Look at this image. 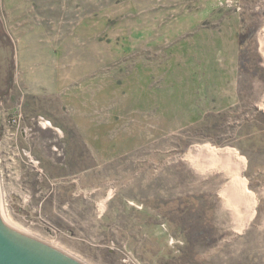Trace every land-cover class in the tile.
Instances as JSON below:
<instances>
[{"label": "rangeland", "instance_id": "rangeland-1", "mask_svg": "<svg viewBox=\"0 0 264 264\" xmlns=\"http://www.w3.org/2000/svg\"><path fill=\"white\" fill-rule=\"evenodd\" d=\"M263 19L264 0H0L9 223L86 264H264V80L243 72L238 106L198 123ZM199 145L245 159L248 223Z\"/></svg>", "mask_w": 264, "mask_h": 264}, {"label": "water", "instance_id": "water-1", "mask_svg": "<svg viewBox=\"0 0 264 264\" xmlns=\"http://www.w3.org/2000/svg\"><path fill=\"white\" fill-rule=\"evenodd\" d=\"M9 56L12 57L11 48ZM0 264H86L63 249L23 232L2 215L0 191Z\"/></svg>", "mask_w": 264, "mask_h": 264}, {"label": "crops", "instance_id": "crops-1", "mask_svg": "<svg viewBox=\"0 0 264 264\" xmlns=\"http://www.w3.org/2000/svg\"><path fill=\"white\" fill-rule=\"evenodd\" d=\"M261 27L262 28L260 29V32L258 36L256 37H257V42H258V51L262 57V65L264 66V19H263V23ZM240 41H241V38L238 37L237 46L233 54L224 55L222 56V59H221L222 60L221 62H223L222 66H223V70L225 73L224 76L222 77V81L218 82L222 86V88L220 89H224V91L222 92L223 95L221 97L222 100L220 103L222 104V106H218V104L216 103L215 109L219 110V111H215L217 113L213 111L215 110L213 109L214 107L212 109H208V110L206 109L201 119H199L198 123L206 119L208 115L219 114L221 110H225V109L230 110L238 106L239 99H240L239 98L240 94H239L238 89H240V78L243 73L241 66H240ZM227 70L230 72L229 74L226 73ZM260 80H263V79H260ZM262 104L264 105V99H263ZM241 211L240 213H243ZM240 216H241L240 218L242 222L246 224L250 221V219L254 218L255 215H253V217L249 219L248 211L246 208V219H244L242 215Z\"/></svg>", "mask_w": 264, "mask_h": 264}, {"label": "bare ground", "instance_id": "bare-ground-1", "mask_svg": "<svg viewBox=\"0 0 264 264\" xmlns=\"http://www.w3.org/2000/svg\"><path fill=\"white\" fill-rule=\"evenodd\" d=\"M196 155L204 156V159L208 160L210 164H222L224 167H230L234 173V181L238 183V195L239 200L244 201L248 208V218L252 217L254 214V209L257 205V199L252 195L246 188L243 182V170L245 168L246 161L245 159L238 154L237 151L230 148H213L210 145L197 146L194 148ZM194 154V153H193ZM196 157V156H195ZM206 157V158H205ZM204 160V163L207 164ZM236 186V185H235ZM237 187V186H236ZM235 187V188H236ZM227 190V189H226ZM236 190V189H234ZM232 192V191H231ZM236 193V192H235ZM241 211V210H240ZM2 215L6 219L4 212L2 210Z\"/></svg>", "mask_w": 264, "mask_h": 264}, {"label": "trees", "instance_id": "trees-1", "mask_svg": "<svg viewBox=\"0 0 264 264\" xmlns=\"http://www.w3.org/2000/svg\"><path fill=\"white\" fill-rule=\"evenodd\" d=\"M240 66L243 72L249 73L253 78L264 80V66L262 65V57L258 51L256 35H253L251 39H246L242 36L240 41ZM210 116L208 115L199 125L205 127L206 121ZM245 121L247 122L246 119ZM255 127L259 132H264V127H260L258 124Z\"/></svg>", "mask_w": 264, "mask_h": 264}, {"label": "flooded vegetation", "instance_id": "flooded-vegetation-1", "mask_svg": "<svg viewBox=\"0 0 264 264\" xmlns=\"http://www.w3.org/2000/svg\"><path fill=\"white\" fill-rule=\"evenodd\" d=\"M5 37H1L0 41V73L1 76L3 73H10L11 65H12V58L9 56V51L6 46L3 44ZM9 75L6 76L8 78Z\"/></svg>", "mask_w": 264, "mask_h": 264}, {"label": "built area", "instance_id": "built-area-1", "mask_svg": "<svg viewBox=\"0 0 264 264\" xmlns=\"http://www.w3.org/2000/svg\"><path fill=\"white\" fill-rule=\"evenodd\" d=\"M21 118H22V114H20V116L18 118L14 119V121H13L14 124H19L20 121L22 120Z\"/></svg>", "mask_w": 264, "mask_h": 264}]
</instances>
